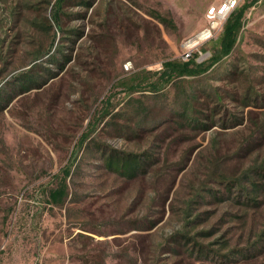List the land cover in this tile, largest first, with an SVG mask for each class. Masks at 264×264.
Here are the masks:
<instances>
[{
    "label": "rangeland",
    "instance_id": "obj_1",
    "mask_svg": "<svg viewBox=\"0 0 264 264\" xmlns=\"http://www.w3.org/2000/svg\"><path fill=\"white\" fill-rule=\"evenodd\" d=\"M62 1L0 0V264H264V0L204 61L224 0Z\"/></svg>",
    "mask_w": 264,
    "mask_h": 264
},
{
    "label": "trees",
    "instance_id": "obj_2",
    "mask_svg": "<svg viewBox=\"0 0 264 264\" xmlns=\"http://www.w3.org/2000/svg\"><path fill=\"white\" fill-rule=\"evenodd\" d=\"M64 1L66 0H63L61 3ZM248 6V4H244L243 6L236 8L226 20L224 24V31L221 35L219 55L214 60H218L232 52L237 42L239 33L243 27L245 12ZM56 19L60 22L61 18L58 15L56 16ZM192 64L195 65L192 66ZM165 65L167 68L164 70V75H167V82L172 79L175 73L180 75H196L202 73L204 70V66L202 64L194 63V60L178 64L176 62H166ZM27 81L29 82H25L24 80L25 83L23 84V89H27V87L31 85L30 80ZM160 88L161 87L156 84V82H153L152 89L154 91H158ZM189 119L194 120L193 117H190ZM105 162L107 167L110 169L129 177L135 175L137 171L142 168V160L137 154L133 153L120 154L116 151H110L105 156ZM66 171L67 174L60 186L50 193L51 199L56 203H61L68 194V184L66 182V178L67 175L70 174V169H67Z\"/></svg>",
    "mask_w": 264,
    "mask_h": 264
},
{
    "label": "built area",
    "instance_id": "obj_3",
    "mask_svg": "<svg viewBox=\"0 0 264 264\" xmlns=\"http://www.w3.org/2000/svg\"><path fill=\"white\" fill-rule=\"evenodd\" d=\"M241 0H224L218 5H212L208 11V24L195 36L187 40L184 46L186 58L197 55L198 61H204L211 56L210 50H202L201 46L208 42L215 34L224 27L230 14L238 7Z\"/></svg>",
    "mask_w": 264,
    "mask_h": 264
}]
</instances>
